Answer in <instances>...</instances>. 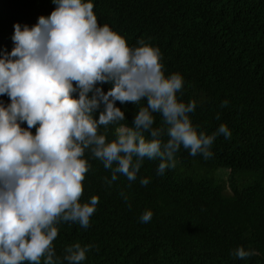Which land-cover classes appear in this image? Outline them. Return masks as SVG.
Instances as JSON below:
<instances>
[{"label":"trees","instance_id":"1","mask_svg":"<svg viewBox=\"0 0 264 264\" xmlns=\"http://www.w3.org/2000/svg\"><path fill=\"white\" fill-rule=\"evenodd\" d=\"M92 2L98 24H107L130 47L138 39L158 47L164 74L182 75L177 98L196 102L189 117L197 132L211 134L223 123L231 136H217L208 159L181 146L175 167L163 175L156 174L158 159L145 158L135 181L120 175L110 187L103 179L110 178L109 170L86 151L91 169L80 200L95 195L99 202L87 228L57 225L56 256L79 243L92 245L82 264H264V0ZM54 8L52 0H0V51L14 46V24L31 27ZM0 102L9 98L0 96ZM144 105L143 99L117 101L125 112L121 123L131 126ZM153 115V127L165 128L161 115ZM115 127L99 131L111 141ZM141 178L150 182L142 186ZM144 210L153 213L148 223L139 221ZM238 246L258 254L237 258L230 253Z\"/></svg>","mask_w":264,"mask_h":264},{"label":"clouds","instance_id":"2","mask_svg":"<svg viewBox=\"0 0 264 264\" xmlns=\"http://www.w3.org/2000/svg\"><path fill=\"white\" fill-rule=\"evenodd\" d=\"M52 3L54 10L31 27L14 24V46L0 51V96L9 98L0 102V264H41L42 257L43 264H82L92 245L75 243L60 258L52 242L59 223L87 228L96 211L97 196L80 200L91 169L86 151L109 170L103 179L110 187L120 175L135 181L145 158L158 159L156 174L163 175L175 167L181 146L208 159L216 137L231 136L223 123L211 134L197 132L189 117L196 102L177 98L183 77L164 74L158 47L143 39L128 46L98 24L92 0ZM142 99L131 126L121 123L125 112L116 102ZM154 113L165 128L153 127ZM109 125L116 126L111 141L99 131ZM152 215L144 210L139 221L148 223ZM230 254L243 259L258 252L238 246Z\"/></svg>","mask_w":264,"mask_h":264},{"label":"rangeland","instance_id":"3","mask_svg":"<svg viewBox=\"0 0 264 264\" xmlns=\"http://www.w3.org/2000/svg\"><path fill=\"white\" fill-rule=\"evenodd\" d=\"M221 176H222L223 180L225 181V180H226V174H225V172H224V171H223V172H221Z\"/></svg>","mask_w":264,"mask_h":264}]
</instances>
